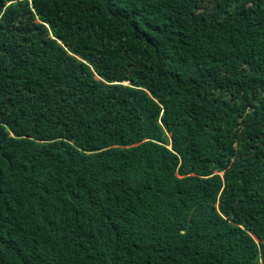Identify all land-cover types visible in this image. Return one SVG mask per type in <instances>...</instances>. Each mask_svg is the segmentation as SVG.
Instances as JSON below:
<instances>
[{"label":"trees","instance_id":"16d2710c","mask_svg":"<svg viewBox=\"0 0 264 264\" xmlns=\"http://www.w3.org/2000/svg\"><path fill=\"white\" fill-rule=\"evenodd\" d=\"M0 264H264V0H0Z\"/></svg>","mask_w":264,"mask_h":264}]
</instances>
